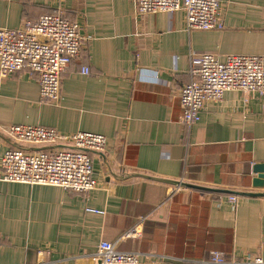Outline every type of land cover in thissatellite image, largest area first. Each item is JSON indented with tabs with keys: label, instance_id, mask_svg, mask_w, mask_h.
Wrapping results in <instances>:
<instances>
[{
	"label": "crops",
	"instance_id": "1",
	"mask_svg": "<svg viewBox=\"0 0 264 264\" xmlns=\"http://www.w3.org/2000/svg\"><path fill=\"white\" fill-rule=\"evenodd\" d=\"M221 2L224 28L188 30L183 9L140 14L133 0H0V26L62 10L87 38L62 75L58 104L41 98L27 69L0 77V157L18 142L4 131L10 124L107 137L103 156L93 154L98 187L88 194L0 180V264H96L102 240L166 264H212L211 250L229 262L264 258V196L236 194L234 205L232 193L116 177L264 191L253 185L255 164L264 166V96L228 90L199 121H182L194 55H264V0Z\"/></svg>",
	"mask_w": 264,
	"mask_h": 264
},
{
	"label": "built area",
	"instance_id": "2",
	"mask_svg": "<svg viewBox=\"0 0 264 264\" xmlns=\"http://www.w3.org/2000/svg\"><path fill=\"white\" fill-rule=\"evenodd\" d=\"M138 13L168 12L183 9L188 30L224 28L221 0H133ZM85 38L79 24L68 19L62 10L27 20L19 28L0 26V77L27 69L39 82L41 98L58 104L61 78L74 59L80 56ZM194 79L181 90L182 121L192 124L201 119L208 101H220L228 90L238 89L264 96V55L229 54L221 59L213 52L192 57ZM82 72L90 73L89 66ZM5 133L18 142L33 145L65 144L102 151L104 134L77 131L66 134L53 126L10 124ZM93 154L81 149L55 147L30 151L10 147L0 157V180L31 185H53L88 194L98 187L94 176ZM229 201L236 204L237 195ZM87 211L104 213L88 207ZM132 228L127 235L136 234ZM96 264H166L164 260L142 259L138 252L120 250L116 242L102 240L91 255ZM204 262L212 264H264L260 255L228 261L220 250H211Z\"/></svg>",
	"mask_w": 264,
	"mask_h": 264
},
{
	"label": "water",
	"instance_id": "3",
	"mask_svg": "<svg viewBox=\"0 0 264 264\" xmlns=\"http://www.w3.org/2000/svg\"><path fill=\"white\" fill-rule=\"evenodd\" d=\"M0 135L4 136L2 132H0ZM10 142L14 147H19V148L26 149V150H29V149L45 150V149H51L55 147H67V148L81 149V150L90 152L92 154H98L100 156H103L102 151H98V150H94L90 148H82V147H77V146H72V145L55 144V145H42L36 148H29L27 146L19 144L18 142H15V141L13 142L11 141V139H10ZM254 170L258 174V176L254 179L253 185L256 187H263L264 186V172H263L264 166L261 164H255ZM117 175L118 174H116V177L120 179H125V178H129L133 176H140V177L147 178V179H152V180L161 181V182H165L169 184L191 187V188H196V189H201V190L220 191V192H227V193H232L234 195L238 194V195H243V196H264V191L254 192V191L223 190V189H217V188H211V187L200 186L197 184L187 183L181 180H172V179H167V178H162V177H157V176L146 175V174H142L138 172H129V173L123 172L121 175L119 176Z\"/></svg>",
	"mask_w": 264,
	"mask_h": 264
}]
</instances>
